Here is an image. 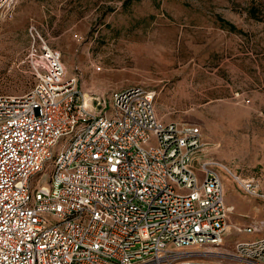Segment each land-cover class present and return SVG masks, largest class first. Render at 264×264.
Here are the masks:
<instances>
[{
  "label": "built area",
  "instance_id": "built-area-1",
  "mask_svg": "<svg viewBox=\"0 0 264 264\" xmlns=\"http://www.w3.org/2000/svg\"><path fill=\"white\" fill-rule=\"evenodd\" d=\"M19 1L0 0V20ZM28 33L35 83L0 94V264H264V233L218 252L234 263L202 257L230 226L222 172L264 199L254 178L203 158L199 126L162 120L153 90L84 93Z\"/></svg>",
  "mask_w": 264,
  "mask_h": 264
},
{
  "label": "rangeland",
  "instance_id": "rangeland-1",
  "mask_svg": "<svg viewBox=\"0 0 264 264\" xmlns=\"http://www.w3.org/2000/svg\"><path fill=\"white\" fill-rule=\"evenodd\" d=\"M32 24L84 93L110 100L129 85L153 90L162 120L199 126L203 158L254 178L264 193V0H20L0 20V94L35 83L23 62ZM222 176L230 226L217 251L227 252L263 235L264 199ZM251 223L259 232L236 230Z\"/></svg>",
  "mask_w": 264,
  "mask_h": 264
},
{
  "label": "bare ground",
  "instance_id": "bare-ground-1",
  "mask_svg": "<svg viewBox=\"0 0 264 264\" xmlns=\"http://www.w3.org/2000/svg\"><path fill=\"white\" fill-rule=\"evenodd\" d=\"M210 247H212V246H206L205 248V251H203L204 253L205 252H207L208 254H213V255H215V254H217L219 251H217V247H215V248H210Z\"/></svg>",
  "mask_w": 264,
  "mask_h": 264
},
{
  "label": "trees",
  "instance_id": "trees-1",
  "mask_svg": "<svg viewBox=\"0 0 264 264\" xmlns=\"http://www.w3.org/2000/svg\"><path fill=\"white\" fill-rule=\"evenodd\" d=\"M222 21H223L224 23H226V25H228V27H229L231 30H236V29H237L236 26H235L234 24H232L231 22L226 21V20H223V19H222Z\"/></svg>",
  "mask_w": 264,
  "mask_h": 264
},
{
  "label": "crops",
  "instance_id": "crops-1",
  "mask_svg": "<svg viewBox=\"0 0 264 264\" xmlns=\"http://www.w3.org/2000/svg\"><path fill=\"white\" fill-rule=\"evenodd\" d=\"M238 241H240V240H238ZM237 242V241H236Z\"/></svg>",
  "mask_w": 264,
  "mask_h": 264
}]
</instances>
